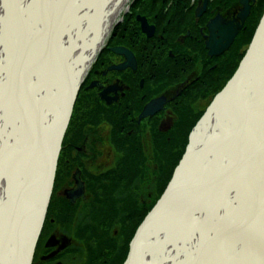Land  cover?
<instances>
[{
    "label": "snow or ice",
    "instance_id": "snow-or-ice-1",
    "mask_svg": "<svg viewBox=\"0 0 264 264\" xmlns=\"http://www.w3.org/2000/svg\"><path fill=\"white\" fill-rule=\"evenodd\" d=\"M13 6L28 14V27L0 28V264L26 258L17 244L18 213L28 196L31 164L67 112L74 87L69 69L98 3L0 0V19ZM210 26L209 43L215 45L228 25ZM245 88L243 120L233 108L219 127L209 123L199 145L200 166L174 187L141 233L134 264H236L250 258L264 264V54Z\"/></svg>",
    "mask_w": 264,
    "mask_h": 264
},
{
    "label": "flooded vegetation",
    "instance_id": "flooded-vegetation-1",
    "mask_svg": "<svg viewBox=\"0 0 264 264\" xmlns=\"http://www.w3.org/2000/svg\"><path fill=\"white\" fill-rule=\"evenodd\" d=\"M177 1L172 0L170 17H156L155 23L151 17H141L156 29L153 38L143 33L142 23L136 18L134 31L121 37V45L113 46L116 34L89 71L65 136L55 189L33 264H126L137 231L171 184L210 107L239 70L248 52L238 58L239 43L247 35L254 37L264 15L263 1L248 0L251 14L234 43L222 56L211 58L206 47L210 34L207 26L217 17L242 24L240 0H207L201 17H197V10L203 9L205 0H193L191 8L189 0H184L188 10L182 13L181 8L174 13L172 8ZM259 10L263 13L251 32L253 17ZM210 12L215 15L209 18ZM126 31L122 29L119 34ZM169 33L175 35L168 39ZM114 48L131 52L136 70H112L127 63L125 56L113 52ZM169 64L166 70L170 81L159 82L161 70ZM223 82L224 87L219 90ZM193 97L198 100L190 108ZM161 98L164 108L143 118L146 107ZM185 129L186 144L180 136ZM106 147L115 156L112 162ZM160 147H170V160H166L170 164V181L162 185L165 190L152 206L143 207L144 202H137L142 195L136 184L154 181L153 167L159 164ZM132 155L138 157L140 171H148L146 177L140 171L129 177L127 164ZM114 179L126 180V188L118 192L135 186L136 193L111 192Z\"/></svg>",
    "mask_w": 264,
    "mask_h": 264
},
{
    "label": "water",
    "instance_id": "water-1",
    "mask_svg": "<svg viewBox=\"0 0 264 264\" xmlns=\"http://www.w3.org/2000/svg\"><path fill=\"white\" fill-rule=\"evenodd\" d=\"M252 1L255 2V0ZM103 2H104V6H102V12L105 7V1L102 0V3ZM123 2L124 0L120 1L121 4ZM240 5L243 6V10L239 15L242 24L237 22H226L222 19V17H217L208 24L207 28L210 34L206 43V47L208 49L209 56L211 58L220 57L230 49V47L234 43V40L238 36L239 32L242 30L243 24H245L247 18L250 16L252 9L250 2L248 0H240ZM206 6H207V1H205L203 9L199 8L197 10V17H201L203 15V13L206 11ZM102 20L103 17H100L99 21ZM220 21L226 23L228 25V29L224 38L217 44L213 45L209 43V38L211 36L209 26L214 24L215 22H220ZM138 22L142 23V30L144 34H147L149 38H153L155 36L156 29L154 27H150L148 21L145 18L139 17ZM101 27L102 24H100L98 28ZM113 52L117 55L125 56L127 59V63L118 67H114L112 68V70L124 71L128 68H132L133 70H136V61L131 52L124 50L122 48L113 49ZM262 54H264V16L255 34L251 47L248 50V53L245 59L243 60L242 64L240 65L239 70L237 71L234 78L221 92V94L216 98V100L210 107V111L214 108L215 104L218 101H221L223 109L225 108V110L229 112V114H231L233 99L235 97L241 98V87L246 78V75L253 69L259 56ZM89 68L88 69L84 68L85 75L88 72ZM69 71L71 75L74 77V87L71 89V96L69 99L67 112L63 114L62 119L59 122H57L56 128H54L52 132L48 134V136L46 137V139L40 145V147L36 152V156H37L36 161L41 170V173L38 176L34 177L32 181H30L27 199L25 201L23 208L20 209L18 213V224L20 229L17 236V244L19 248L24 253H26V258L20 260L19 262H17V264H33L35 249L37 247V243L39 241L46 220V216L48 214L51 198L54 191L58 163L62 151V145L67 130L69 128L70 121L72 119L74 105L78 97L79 89L84 81V77H85L84 74H82L79 77H76L72 71V67H70ZM163 99L164 98H161L159 100L150 103L144 111L143 118L152 116L156 112L164 108ZM245 114H246V110L244 109L242 114L239 113V115H242V117L243 115L245 116ZM54 133H56L55 139L50 140V136ZM209 142L212 143L211 140ZM201 155L202 153L200 147L196 149L191 148L188 150L184 159L177 168L174 178L171 184L168 186L163 197L160 199L156 207L147 216L142 226L137 231V234L131 244L129 258L126 264H134L133 254L139 249V237L141 233L146 230V227L149 225L150 221L153 220V218L156 216L158 211H163L162 206L165 204L166 200H169L171 198V194L173 193L174 187L177 189L182 187L181 185H182V178L185 175L184 173L192 165V163ZM32 194L35 195V196L33 195L34 198L36 196L39 198V203H38L39 208L36 212L28 213L27 200L28 197L31 196ZM30 226L33 227L32 228L33 233L31 237H27L26 228Z\"/></svg>",
    "mask_w": 264,
    "mask_h": 264
},
{
    "label": "bare ground",
    "instance_id": "bare-ground-1",
    "mask_svg": "<svg viewBox=\"0 0 264 264\" xmlns=\"http://www.w3.org/2000/svg\"><path fill=\"white\" fill-rule=\"evenodd\" d=\"M121 0H106L104 10L102 12V6H104V2L102 0H97L98 7L95 10V13L90 22L89 30L85 33L84 38L80 41L79 51L76 52L73 56V60L76 63L71 65L72 71L76 77L81 76L84 73V68L88 69L90 65L93 63L95 57L98 55L100 49L103 47L105 41L111 35L114 24L119 20V17L122 15L125 6L128 5L130 0H124L123 4L120 3ZM127 11V10H125ZM124 13V12H123ZM103 17L102 21H99V18ZM4 20H6V26L9 30L13 32H24L28 27V14L23 10L16 8L15 6L10 8L9 15L7 19H0V28H3ZM102 24L101 28H98L99 25ZM252 71V70H251ZM250 71V72H251ZM250 72L246 75V78L241 87V98L235 97L233 99V106L231 109H238L239 113H243V109L246 110L245 105V85L248 82V77ZM230 115L229 112L223 109L221 101H218L214 108L209 112L206 119L202 122V124L197 129L192 142V149H196L201 144V138L207 134V128L209 123L219 127L225 121V117ZM63 116V114H62ZM62 116L58 119L59 122L62 119ZM241 120H243L244 115H240ZM56 133L50 136V140H54ZM211 140V139H210ZM37 156L35 155L31 164V175L30 181L33 180L34 177L38 176L41 173V170L37 163ZM202 160V155L198 157L192 165L186 170L185 175L182 178V185L184 182L192 176V174L196 171V169L200 166ZM32 194L28 197L27 200V211L28 213H33L38 210L39 198L36 196L34 198ZM33 227L26 228L27 237L32 236ZM254 245L255 241H250L249 252L254 255ZM236 264H261V260L258 258H250L244 261L236 262Z\"/></svg>",
    "mask_w": 264,
    "mask_h": 264
},
{
    "label": "rangeland",
    "instance_id": "rangeland-1",
    "mask_svg": "<svg viewBox=\"0 0 264 264\" xmlns=\"http://www.w3.org/2000/svg\"><path fill=\"white\" fill-rule=\"evenodd\" d=\"M161 3H163V0H158L157 1V4H156V6H157V8L158 7H160V5H161ZM155 13V14H154ZM153 17H151L152 18V20H153V22L155 23V20H157V18L155 17V15L157 14V9L153 12ZM215 15V13H213V12H210V15H209V18L210 17H212V16H214ZM139 16H143V17H145L143 14H142V10H141V12H140V14H139ZM259 16L260 15H258V17H257V19H255L254 21H253V27H251V29H250V31L251 32H253L254 30H255V28H256V26H257V24H258V22H259V20H258V18H259ZM157 17H161L160 15H158ZM135 22L133 21V22H131V24L128 26V28H127V30L128 31H126V32H124L123 34H118V37H117V39H116V42L114 43V45L113 46H115V45H121L122 43H121V37H123V39H124V37L125 36H128V35H130L128 32H130L131 33V31H134V29H135ZM119 33V32H118ZM128 33V34H127ZM127 34V35H126ZM139 36V35H138ZM168 37V35L167 34H165V37H164V39H166ZM122 39V40H123ZM252 39H253V35H251V36H245L242 40H241V42L239 43V47H238V49H237V52L236 53H238V58H240L241 56H242V54H243V56L245 55V53L248 51V49H249V47H250V45H251V43H252ZM223 62H225V58L223 59ZM227 80V79H226ZM226 82V81H225ZM225 84V83H224ZM210 99V98H209ZM146 141V140H145ZM147 147L148 148H150V144H147L146 145V152L147 153H149V150L147 149ZM170 147L168 148V147H162L161 148V152H162V156L161 157H163L162 158V161H160L161 162V166H162V170L163 171H161V169L159 170L160 171V174H161V172H162V174H163V172H164V174H163V176L165 177V176H167L168 175V171H169V168H168V166H167V162H166V160L168 159V160H170ZM109 150H108V147H106L105 148V152H106V155L108 156V158L109 157H111V162L115 159V156L112 154V152H111V150L108 152ZM105 157V156H104ZM164 164H166V165H164ZM159 165V164H158ZM157 165V166H158ZM157 166H154L153 167V178H154V181H151V182H149V183H146L145 185H143L144 183H143V181H142V183H137L136 185H139L140 186V189H141V192L139 193L140 195H142V197L140 198V199H138V201L137 202H141V204L143 203V207H145L147 204L149 205V206H152V204L156 201V199L158 198V195H160L161 194V189L159 188V181H158V178H159V172H158V167ZM98 166L96 165V166H94V169L95 168H97ZM127 167H128V170H129V173H128V175H130L129 177L130 178H132V176L134 175V173H136V172H138V171H140V168H141V163H140V161L138 162V157L137 156H135V155H132V156H130V157H128V164H127ZM165 170V171H164ZM119 172H120V175L122 174V170H119ZM141 172V174L144 176V177H146V172H148V171H146V172H144V171H140ZM168 172V173H167ZM158 173V174H157ZM91 176H93V175H91ZM162 176V175H161ZM95 177V176H94ZM161 179V178H160ZM113 182H114V187L113 188H111V192H117L118 194H120V193H122V194H127V193H136L135 192V186H133L131 189H129V190H127V191H120V192H118L119 190H121V189H125L126 187H124L125 186V183H126V180H122V179H114L113 180ZM62 183H63V178L61 177L60 178V180H59V184H61V189H62ZM101 183V182H100ZM99 183V184H100ZM131 184H133V182H131ZM166 184V183H165ZM165 188V187H164ZM163 188V189H164ZM159 191V192H158ZM56 205V204H55ZM126 209V206L124 207V210ZM144 211V210H143ZM52 213H54V207L52 208Z\"/></svg>",
    "mask_w": 264,
    "mask_h": 264
},
{
    "label": "trees",
    "instance_id": "trees-1",
    "mask_svg": "<svg viewBox=\"0 0 264 264\" xmlns=\"http://www.w3.org/2000/svg\"><path fill=\"white\" fill-rule=\"evenodd\" d=\"M157 1L158 0H140L137 4H136V6H135V8L134 9H132V14L130 15V16H128V17H136V14H137V12L139 11V13L141 12V10H142V14L144 15V16H146V17H153V15L155 14H153V12L157 9V14L155 15V17H157L158 15H160L161 17H170V4H171V1L172 0H163V3H161V5H160V7H158L157 8V6H156V4H157ZM261 1H263L264 2V0H261ZM189 3H188V7L189 8H191V6H190V0L188 1ZM231 3H234V2H237V0H231L230 1ZM181 8H183V11H181L182 13H184L185 12V10H188L187 9V5L185 4V2H184V0H179V1H177V3L173 6V12L174 13H179V10L181 9ZM192 13H194V11H192ZM263 13V10H259L258 12H257V14L255 15V17H253V21L256 19V17H258V15H260L261 16V14ZM259 16V18H258V20H260V17ZM131 22H133V21H131ZM172 35H175V33H171V35H170V33H169V37H168V39H170L171 38V36ZM161 40V39H160ZM167 61L170 63V58L169 59H167ZM167 68H170V64L169 65H167L166 67H164V69H162L161 70V72H160V78H159V82H168V81H170V75L168 74V72H167ZM176 76V75H175ZM224 82L222 83V85L219 87V90H221L224 86ZM198 93H201V91H199ZM200 95H202V94H200ZM211 95H213V92L211 93ZM197 100H198V98H195V97H193V98H191V100H190V108H194V106H195V103L197 102ZM182 117H184V118H186L187 116L185 115V114H182ZM187 129H185V131H182L181 133H180V136L182 137V139H181V141L184 143V144H186L187 142H186V136H187ZM178 137V136H177ZM177 137H176V139H174V147H175V149H177L178 148V146L177 145H175V144H177ZM161 148L162 147H160L159 148V150H160V154L158 155V157L160 158V161H162V158L163 157H161L163 154H162V152H161ZM170 151V150H169ZM159 161V165L157 166L158 167V172H159V174H160V169H161V171H163L162 170V166H161V162ZM164 165H166V164H164ZM167 166H168V168H169V173H168V175L167 176H162L161 177V175H163L164 174V172H163V174H162V172H161V174L159 175V178H158V181H159V188L161 189V193L165 190V188L163 189L162 188V185L163 184H165V183H169V181H170V164H167ZM165 171V170H164ZM143 174V173H142ZM141 174V175H142ZM158 174V173H157ZM161 178V179H160ZM162 178H163V180H162ZM144 181V180H143ZM111 182H113V180L111 181ZM114 186L112 185L111 186V188H113ZM146 215V212H144V214H143V217Z\"/></svg>",
    "mask_w": 264,
    "mask_h": 264
}]
</instances>
